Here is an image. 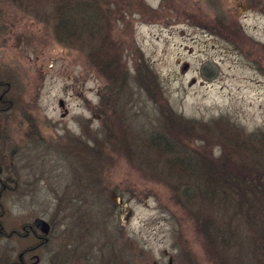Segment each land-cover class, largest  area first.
<instances>
[{
  "label": "rangeland",
  "instance_id": "rangeland-1",
  "mask_svg": "<svg viewBox=\"0 0 264 264\" xmlns=\"http://www.w3.org/2000/svg\"><path fill=\"white\" fill-rule=\"evenodd\" d=\"M0 97V222L54 226L0 264H256V228L212 245L199 220L230 219L180 199L203 185L173 162L262 172L240 142L264 134V0H0Z\"/></svg>",
  "mask_w": 264,
  "mask_h": 264
},
{
  "label": "trees",
  "instance_id": "trees-1",
  "mask_svg": "<svg viewBox=\"0 0 264 264\" xmlns=\"http://www.w3.org/2000/svg\"><path fill=\"white\" fill-rule=\"evenodd\" d=\"M71 24V23H70ZM72 25V24H71ZM242 152L246 155H255V159L264 164V134H252V136L244 138L240 142ZM161 150L165 149L160 146ZM246 148L248 150H246ZM199 161L190 162L188 165L177 164L173 162L174 168L180 170L182 174L188 177H196L195 180L203 186H181L179 189L180 199L183 196L193 207L207 204L211 212L216 213L224 210V217H228L229 222L237 220L239 226L243 224V228L248 224L250 227L256 228L255 236L248 234L245 237L249 240L247 243L255 251L254 259L256 264H264V167L260 175L256 177H247L238 179L235 177V182H226L222 180L223 174L217 168H209L204 164L198 165ZM237 185V186H235ZM191 208V207H190ZM235 211V212H234ZM231 212H234L231 216ZM240 218V219H238ZM209 222L210 228L207 231V237L212 245H217L220 240L225 241L226 245L238 243V234L236 232V224L232 222L227 226L225 219L222 221L221 228H224L222 237L215 234L214 229L219 228L216 223L218 220L213 218L200 219L201 222ZM203 225L201 228L203 229ZM214 228V229H213ZM220 239V240H219ZM254 242V243H253ZM220 246V245H219ZM222 246V245H221ZM218 247V246H216ZM225 259H221L224 262Z\"/></svg>",
  "mask_w": 264,
  "mask_h": 264
},
{
  "label": "flooded vegetation",
  "instance_id": "flooded-vegetation-1",
  "mask_svg": "<svg viewBox=\"0 0 264 264\" xmlns=\"http://www.w3.org/2000/svg\"><path fill=\"white\" fill-rule=\"evenodd\" d=\"M0 100H3L2 97H0ZM3 174L0 170V183H4L3 180ZM5 187H1L0 188V207L3 210V214L5 213V210L3 209V203H1L3 195L6 193L7 189L6 185H4ZM2 212V211H1ZM2 216V213H0V217ZM37 218L43 219L44 221H46L48 223L49 229L44 232L42 230V228L38 227L35 224V220ZM128 221V220H127ZM3 224L0 222V240L3 238H8V237H12V236H17L20 238H31L33 241H39V244L42 245H47V243L49 242V238H50V234L52 232L53 229V224L51 222H49L48 220H46V217H40L37 216L33 219L32 223L29 224H25L22 225L21 228H19V230L16 229H11L10 232H7V230L5 228H3L2 226ZM38 247V244L35 245H31L30 247L25 248L19 255L17 259H12L11 261H9L10 264H41V257L40 255H38L37 253H35L36 248ZM65 257V256H63ZM63 257L60 255L58 256H54L52 262H49L48 264H64L63 261ZM115 258V256H114ZM107 262V264H126L124 263V261H116L113 260ZM84 264V263H82ZM94 264V263H93Z\"/></svg>",
  "mask_w": 264,
  "mask_h": 264
},
{
  "label": "water",
  "instance_id": "water-1",
  "mask_svg": "<svg viewBox=\"0 0 264 264\" xmlns=\"http://www.w3.org/2000/svg\"><path fill=\"white\" fill-rule=\"evenodd\" d=\"M60 105H61L62 107L64 106L63 101H60ZM124 207L126 208L127 213H128L127 216H126V220H128V219L130 218V216L132 215V211L129 210V209H127V206H126V205H124ZM35 224H36L38 227L42 228V230H43L44 232H46V231L49 229L48 224H47L43 219L37 218V219L35 220Z\"/></svg>",
  "mask_w": 264,
  "mask_h": 264
}]
</instances>
